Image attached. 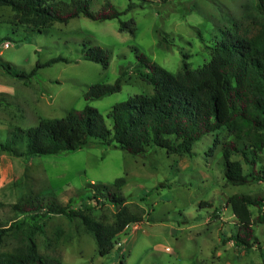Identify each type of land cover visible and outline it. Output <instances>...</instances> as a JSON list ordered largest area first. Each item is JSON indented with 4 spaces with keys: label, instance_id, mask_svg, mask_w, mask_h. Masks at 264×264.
I'll return each instance as SVG.
<instances>
[{
    "label": "rangeland",
    "instance_id": "1",
    "mask_svg": "<svg viewBox=\"0 0 264 264\" xmlns=\"http://www.w3.org/2000/svg\"><path fill=\"white\" fill-rule=\"evenodd\" d=\"M106 1L123 14L104 21L81 15L42 33L18 24L11 8L0 7L2 60L30 73L38 62L66 59L39 68L28 80L0 67V143L15 130L65 117L88 104L106 117L116 103L153 93L135 72L137 54L173 73L185 64L196 69L210 61L220 28L260 19L256 0H92V10L99 11ZM85 44L109 49V66L84 59ZM119 77L120 91L86 100L91 86L113 84ZM231 141L235 137L222 129L195 143L190 154L155 147L134 156L96 140L72 152L33 157L0 148V222L22 223L9 232L0 250L26 251L31 236L39 254L59 264H264V222L257 220L258 207L249 206L254 246L234 240L239 222L229 198L264 197V181L233 185L226 180L224 148ZM236 141L242 148L249 144ZM231 159L241 162L244 173L250 172L241 154L233 153ZM256 170L264 175V149L257 154ZM118 178L126 181L121 188L125 206L141 222L129 224L106 256L99 254L93 235L80 220L52 215L35 222L32 215L12 207L30 198L55 197L62 204L92 207L98 221L112 224L118 206L93 201L91 184H113Z\"/></svg>",
    "mask_w": 264,
    "mask_h": 264
},
{
    "label": "trees",
    "instance_id": "2",
    "mask_svg": "<svg viewBox=\"0 0 264 264\" xmlns=\"http://www.w3.org/2000/svg\"><path fill=\"white\" fill-rule=\"evenodd\" d=\"M0 7L11 8L18 24L41 33L55 23H69L81 15L104 21L123 14L110 1L97 12L92 10V0L66 3L0 0ZM256 7L259 20L233 21L219 29L212 57L203 66L190 69L185 64L181 71L173 73L145 55L137 54L135 72L153 87L152 94H136L116 103L106 117L88 104L81 110H71L62 118L42 119L36 126L15 130L11 138L0 143V148L15 156L33 157L72 152L90 146L96 140L134 156L155 147L170 154H190L194 144L205 136L226 129L235 137V141L224 148L226 180L233 185L264 181V175L256 170L257 154L264 149V0H256ZM87 46L85 44L82 51L84 59L109 66V49L100 45ZM59 61L66 59L52 58L44 65L38 62L30 73L1 58L0 67L14 77L28 80L39 68ZM121 83L119 77L113 84H95L85 98L92 101L118 92ZM236 140H247L249 144L242 148ZM233 153L242 155L249 165L248 174L244 173L239 160L231 159ZM125 183V178H118L113 184H91L93 201H109L118 206L112 224L98 221L92 207L62 204L55 197L30 198L12 207L19 214L32 215L35 222L52 215L80 220L93 235L99 254L106 256L112 252L116 237L124 233L129 224L141 222L125 206L126 197L121 191ZM229 203L239 222L234 240L238 245L253 247L254 230L249 206L260 209L257 220L264 222V197L235 194L229 198ZM21 226L22 223L16 220L8 226L0 222V245L11 230ZM35 226L41 230L40 224ZM29 240L26 251L0 250V264H59L44 258L31 236Z\"/></svg>",
    "mask_w": 264,
    "mask_h": 264
}]
</instances>
